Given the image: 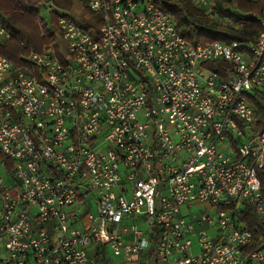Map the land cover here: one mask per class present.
<instances>
[{"label": "built area", "instance_id": "obj_1", "mask_svg": "<svg viewBox=\"0 0 264 264\" xmlns=\"http://www.w3.org/2000/svg\"><path fill=\"white\" fill-rule=\"evenodd\" d=\"M79 2L97 30L40 0L61 40L25 58L38 76L0 55V264H264L239 217L264 227V17L193 45L154 0Z\"/></svg>", "mask_w": 264, "mask_h": 264}, {"label": "trees", "instance_id": "obj_2", "mask_svg": "<svg viewBox=\"0 0 264 264\" xmlns=\"http://www.w3.org/2000/svg\"><path fill=\"white\" fill-rule=\"evenodd\" d=\"M60 9L71 11L76 0H52ZM156 7L170 15L178 32L193 45L223 42H247L256 37L262 27L252 18L253 14L264 17V0H214L213 9L217 18H211L194 5V0H154ZM40 0H0V23L11 37L0 41V55L5 56L17 69H27L33 76L37 69L27 65L25 58L31 52H43L53 48L61 40V31L55 15L49 25L38 7ZM80 22L88 30L100 26V14L83 8ZM212 68V65L210 66ZM258 98L262 102L258 101ZM255 132L264 130V97L256 94ZM240 219L252 233L250 250L264 248V227L257 220L253 207L245 205L239 212Z\"/></svg>", "mask_w": 264, "mask_h": 264}, {"label": "rangeland", "instance_id": "obj_3", "mask_svg": "<svg viewBox=\"0 0 264 264\" xmlns=\"http://www.w3.org/2000/svg\"><path fill=\"white\" fill-rule=\"evenodd\" d=\"M83 8H85V7L79 2V0H76L74 8L71 11H67V10L66 11L73 13L72 18L76 22H78V21H80V14H81ZM66 11H64V12L66 13ZM42 13H43L42 14L43 17L46 18L47 23L50 25L51 24L50 13L47 11H45V12L42 11ZM59 46H60V42H58V44L56 45L57 50H59ZM258 101L262 102L261 99H259V98H258ZM86 199L90 202L91 208L94 209L96 204H97V201L94 199L93 195L92 194L86 195ZM199 208L208 210V209H210V204H208V203H197L194 210H198ZM193 239H194L193 252L196 253V252H198V244H197L196 237H194Z\"/></svg>", "mask_w": 264, "mask_h": 264}]
</instances>
